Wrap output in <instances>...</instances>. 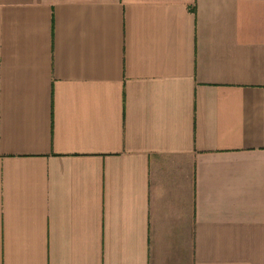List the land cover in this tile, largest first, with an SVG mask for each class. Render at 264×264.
Instances as JSON below:
<instances>
[{
  "label": "crops",
  "instance_id": "1",
  "mask_svg": "<svg viewBox=\"0 0 264 264\" xmlns=\"http://www.w3.org/2000/svg\"><path fill=\"white\" fill-rule=\"evenodd\" d=\"M0 264H264V0H0Z\"/></svg>",
  "mask_w": 264,
  "mask_h": 264
}]
</instances>
